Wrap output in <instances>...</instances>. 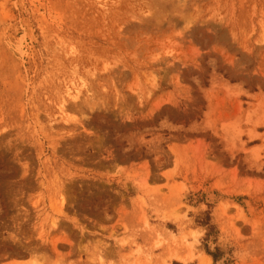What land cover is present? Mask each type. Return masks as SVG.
<instances>
[{
  "label": "rangeland",
  "instance_id": "374dc122",
  "mask_svg": "<svg viewBox=\"0 0 264 264\" xmlns=\"http://www.w3.org/2000/svg\"><path fill=\"white\" fill-rule=\"evenodd\" d=\"M0 264H264V0H0Z\"/></svg>",
  "mask_w": 264,
  "mask_h": 264
},
{
  "label": "trees",
  "instance_id": "16d2710c",
  "mask_svg": "<svg viewBox=\"0 0 264 264\" xmlns=\"http://www.w3.org/2000/svg\"><path fill=\"white\" fill-rule=\"evenodd\" d=\"M207 223H208V222H207ZM211 229H212V228H210V231L208 232V236L211 235Z\"/></svg>",
  "mask_w": 264,
  "mask_h": 264
}]
</instances>
